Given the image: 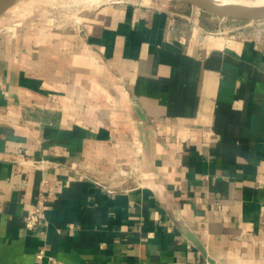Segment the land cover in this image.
Masks as SVG:
<instances>
[{
    "label": "crops",
    "instance_id": "0c3cea01",
    "mask_svg": "<svg viewBox=\"0 0 264 264\" xmlns=\"http://www.w3.org/2000/svg\"><path fill=\"white\" fill-rule=\"evenodd\" d=\"M194 12L5 17L0 264H264V38Z\"/></svg>",
    "mask_w": 264,
    "mask_h": 264
},
{
    "label": "rangeland",
    "instance_id": "374dc122",
    "mask_svg": "<svg viewBox=\"0 0 264 264\" xmlns=\"http://www.w3.org/2000/svg\"><path fill=\"white\" fill-rule=\"evenodd\" d=\"M77 1L78 0H18L17 3L0 14V25H4L5 21L8 19L11 22L17 20H30L33 17H40L42 21L44 20L55 30H63L68 27L73 28L82 22V19L86 13H88L90 8L95 6V4L83 5ZM113 1L148 3L155 2L156 0H110L106 2ZM5 17H8V19ZM232 19L233 18H226V25L230 24ZM237 20L239 21L241 19Z\"/></svg>",
    "mask_w": 264,
    "mask_h": 264
},
{
    "label": "water",
    "instance_id": "95a60500",
    "mask_svg": "<svg viewBox=\"0 0 264 264\" xmlns=\"http://www.w3.org/2000/svg\"><path fill=\"white\" fill-rule=\"evenodd\" d=\"M190 5L199 7L214 16L241 19L257 20L264 19V4H225L218 0H180ZM18 0H0V14L9 9Z\"/></svg>",
    "mask_w": 264,
    "mask_h": 264
},
{
    "label": "built area",
    "instance_id": "2783aa9c",
    "mask_svg": "<svg viewBox=\"0 0 264 264\" xmlns=\"http://www.w3.org/2000/svg\"><path fill=\"white\" fill-rule=\"evenodd\" d=\"M195 9L196 18L189 17L190 21L193 23L194 27L196 29L200 28V25L198 24V14L202 10L199 7L193 6ZM219 21L221 22V26L218 27L217 33H223L230 37H237L241 35L246 30H253L255 31L257 37L264 38V19H257V20H237L232 19V22L228 25H226V17H219ZM241 33V34H240ZM124 173V171H122ZM40 211H41V205H38L36 209L27 214L24 217V223L25 226L29 229L35 228L38 225V222L40 220ZM44 251H41L39 256L41 257L43 255Z\"/></svg>",
    "mask_w": 264,
    "mask_h": 264
},
{
    "label": "bare ground",
    "instance_id": "6f19581e",
    "mask_svg": "<svg viewBox=\"0 0 264 264\" xmlns=\"http://www.w3.org/2000/svg\"><path fill=\"white\" fill-rule=\"evenodd\" d=\"M106 1H110V0H78L77 2H80L83 5H87V4L98 5V4H101V3L106 2ZM218 1H221L225 4H232V5H237V4L260 5V4H264V0H218Z\"/></svg>",
    "mask_w": 264,
    "mask_h": 264
}]
</instances>
